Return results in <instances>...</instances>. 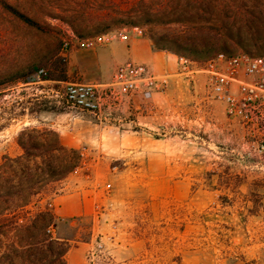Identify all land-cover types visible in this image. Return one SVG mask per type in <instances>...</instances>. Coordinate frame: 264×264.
Masks as SVG:
<instances>
[{
	"label": "rangeland",
	"instance_id": "obj_1",
	"mask_svg": "<svg viewBox=\"0 0 264 264\" xmlns=\"http://www.w3.org/2000/svg\"><path fill=\"white\" fill-rule=\"evenodd\" d=\"M8 1L47 30L28 27L0 9V71L47 63L43 72L53 77L62 70L67 73L68 54L63 55V45L69 44V52L79 49L75 39L94 37L95 30L101 29L106 20L113 26L109 31L139 27L149 38L151 34L158 38L184 36V26L153 19L154 23H147L143 18L142 12L158 10L168 0ZM77 32L84 38L77 37ZM228 50L243 51L234 42ZM69 82L79 81H43L38 86L60 92ZM33 93L43 95L45 91L34 92L29 86L24 97L17 93L8 95L6 104L0 103V112ZM53 100L57 101V109L63 106L60 96ZM66 111L74 115L81 112L67 107L62 113L51 112L40 119L58 116L62 125L72 116ZM221 112L216 117L221 123L217 135H211L212 120L208 121L209 126H177L178 135H144L156 142L152 155L141 150L112 156L87 146L79 149L84 154L83 161L72 173L95 181L98 195L93 212L73 226L61 222V236L53 200L70 192L63 183L72 173L49 183L28 208L53 217L50 226L54 227V237L46 230L43 239L67 250L62 258L64 264L68 251L81 246L85 247L83 264H264V151H260L264 135H242L241 128L228 120L223 108ZM25 125L30 123H16L0 133V165L4 157L22 154L16 138ZM101 137L98 133L92 135L94 142ZM185 185L191 187L193 196L187 198ZM4 207L0 203V209ZM123 209L128 217H124L125 228ZM8 216V212L0 215V264H17L23 258L21 251L15 252L11 247L17 239L7 228ZM113 233V241L107 242L105 237ZM132 247L134 251L126 254ZM36 256L34 260H43L40 264H60L56 255L49 252Z\"/></svg>",
	"mask_w": 264,
	"mask_h": 264
},
{
	"label": "trees",
	"instance_id": "obj_2",
	"mask_svg": "<svg viewBox=\"0 0 264 264\" xmlns=\"http://www.w3.org/2000/svg\"><path fill=\"white\" fill-rule=\"evenodd\" d=\"M0 9L28 27L47 30L36 18L8 0H0ZM142 15L147 23L161 20L164 24L184 26L183 37L150 35L157 49L168 50L179 57L204 62L219 53L231 55L234 54L228 50L231 42L250 55L264 56V0H168L160 9L144 11ZM105 22L101 29L95 30L94 36L113 28L108 20ZM77 35L84 38L78 32ZM252 49L258 54L252 53ZM46 67L47 63H32L28 67L0 71L2 104H6L8 95H27L29 86L34 92L45 91L43 95L33 93L26 100L14 101L0 112V133L16 123H30L22 127L16 138L22 154L16 158L4 157L0 165V203L5 204L0 215L9 214L7 228L17 239L11 247L15 252L21 251L23 258L17 264H40L43 260L34 259L44 252L56 255L57 261L64 264L62 258L67 250L56 242L43 239L53 222L52 215L28 208L49 183L62 180L83 161L80 151L64 146L59 134L40 119L43 113H62L68 107L60 98L63 106L57 109V101L53 98L59 92L38 86L43 81L68 80L66 70L56 77L46 72L39 74Z\"/></svg>",
	"mask_w": 264,
	"mask_h": 264
},
{
	"label": "crops",
	"instance_id": "obj_3",
	"mask_svg": "<svg viewBox=\"0 0 264 264\" xmlns=\"http://www.w3.org/2000/svg\"><path fill=\"white\" fill-rule=\"evenodd\" d=\"M127 62L147 65L166 81V88L153 93L150 98L142 95L126 97L121 104L105 109L100 115L82 111L74 115L66 111L68 116H72L69 122L62 125L59 124L58 116L51 119L45 117L46 121L43 122L59 132L64 146L78 151L87 146L112 156L141 150L146 155H152L156 142L146 139L144 135H171L172 132L178 135L177 126H209V120H212L211 135H217L221 123L216 117L221 115L224 106L206 97V75L202 65L194 64L193 72H184L179 56L168 50L157 49L145 34H131L127 41H115L96 49L71 50L67 56V76L85 84H105L112 80L117 67ZM94 133L102 135L99 142L92 139ZM72 175L63 183L70 192L57 195L53 200L54 218L58 221L61 236L60 223L67 221L73 226L78 219L90 217L98 195L94 189L96 183L91 177ZM184 187L187 188L185 192L188 198L192 195L189 191L191 187ZM197 194L198 190L196 197ZM121 214L122 226L125 228L124 219L128 217L124 209ZM127 250L126 254L134 251L133 247ZM84 253L85 247L72 248L67 253V264H83Z\"/></svg>",
	"mask_w": 264,
	"mask_h": 264
},
{
	"label": "built area",
	"instance_id": "obj_4",
	"mask_svg": "<svg viewBox=\"0 0 264 264\" xmlns=\"http://www.w3.org/2000/svg\"><path fill=\"white\" fill-rule=\"evenodd\" d=\"M131 34L142 36L144 33L139 27H125L83 40L75 39L74 43L80 49H96L115 41H127ZM69 50V44L65 43L63 55ZM179 63L184 72H193L194 64L202 65L206 75V97L224 106L228 120L241 128L242 135H264V56L239 51L231 55L219 53L204 62L179 57ZM166 85V81L147 65L127 62L117 67L109 83H64L57 96L65 100L69 108L100 115L105 109L121 104L126 97L150 98L153 93L163 91ZM260 151H264V143ZM47 233L54 237V227L50 226ZM113 238L114 233L105 240L112 242Z\"/></svg>",
	"mask_w": 264,
	"mask_h": 264
}]
</instances>
